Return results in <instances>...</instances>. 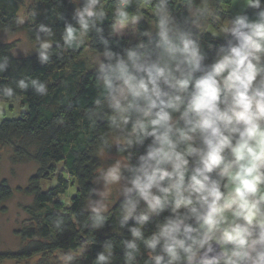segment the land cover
<instances>
[{
  "label": "clouds",
  "instance_id": "1",
  "mask_svg": "<svg viewBox=\"0 0 264 264\" xmlns=\"http://www.w3.org/2000/svg\"><path fill=\"white\" fill-rule=\"evenodd\" d=\"M96 3L75 13L85 33L103 17ZM244 3L259 10L256 19L237 14L221 27L226 41L211 65L204 63L199 36L176 21L168 0H157L153 8L155 39L145 31L147 42L122 53L112 51L96 28L103 50L96 61L102 97L95 104L107 107L111 125L127 133L130 148L150 139L136 164L128 156L123 170L117 161L104 173L108 183L125 182L122 227L129 220L136 224L129 228L132 238L122 242L126 264L136 260L137 241L149 254L146 264H264V0ZM118 14L127 17L123 9ZM39 31L51 33L45 25ZM77 31L71 24L64 28L73 40ZM49 47L44 42L37 53L41 64L49 60ZM7 67L5 58L0 73ZM30 83L36 94L46 95L43 82ZM18 87L27 90L29 83L21 80ZM5 95L11 97L13 89ZM167 209L170 215L144 238L137 225ZM92 212L102 223L100 209ZM213 243L221 252L210 257ZM96 261L109 264V256L102 252Z\"/></svg>",
  "mask_w": 264,
  "mask_h": 264
},
{
  "label": "trees",
  "instance_id": "2",
  "mask_svg": "<svg viewBox=\"0 0 264 264\" xmlns=\"http://www.w3.org/2000/svg\"><path fill=\"white\" fill-rule=\"evenodd\" d=\"M38 1L43 5L41 18L34 27L24 25V28L31 40L49 43L47 63L41 64L38 60L37 53L42 50L40 44L36 45L34 54L18 58L13 55L11 44L0 42V62L5 58L8 62L7 69L0 73V100H21L26 107L19 118L3 119L0 122V144L15 146L16 156H26L38 166L24 189L32 197V204L26 207V211L37 222V226L16 230L15 234L22 241V246L15 251L1 252L0 261H23L59 252L79 253L66 264H97V255L104 252L109 256V264H126L122 242L132 238L129 228L136 224L129 220L122 227V202L125 197L119 199L108 212L100 213L104 217L102 223L95 221L93 212L87 209V203L94 196L97 150L106 144L111 134L123 133L126 137L127 133L111 125V113L106 106L98 107L95 104L102 97L96 67L87 69L85 62L81 60V54L85 47L84 41L94 53L98 54L103 50L96 28L102 30L103 39L117 53H122L124 49L134 47L141 41L147 42L149 37L141 35L145 31H151L145 20H139L137 24L136 41L116 35L115 24L148 15L143 6L153 10L157 0H98L95 7L97 12L103 13V17L97 16L95 28H90L86 33L77 24L75 13L91 0ZM230 3L231 0H168V8L176 21L199 36L201 50L206 55L205 65H211L215 61L217 48L225 44L224 34L216 39L212 30L216 27V18L223 12V7ZM18 9L17 0H0V31H15L20 28ZM118 9H123L127 17L120 16ZM258 11L246 7L242 14L255 20ZM67 24L78 29L75 40L65 35L64 28ZM40 25L50 28L51 33L40 32ZM152 39H155V31L152 32ZM21 80L29 83L27 90L18 87ZM32 80H39L47 86L46 95L36 94L31 87ZM7 88L13 89L11 97L5 95ZM176 116L179 113L174 114V118ZM149 143L150 139L144 145L130 148L125 142L124 145H118L115 152L123 155L127 161L128 156H131L130 163L134 165L136 158L144 153ZM225 155H228L227 152ZM57 163L63 165V173L76 186L71 203L64 206L63 210L52 209L49 204H57L58 197L66 190L69 181L65 180L64 175L59 174L55 185L46 190L40 184ZM189 167H192L191 163ZM125 175L128 173L125 172ZM210 175L218 178L216 172ZM222 183H227V180ZM227 190L222 188V191ZM10 196V187L5 180H1L0 206ZM259 206L264 208V202ZM139 211H146L143 202ZM169 215L170 209H167L160 216L151 217L147 224L137 225L141 227L144 238L150 237L157 230V224ZM107 243L112 246L108 247ZM137 243L140 250L136 253L134 264H146L149 254L142 241ZM203 251L201 250L202 253ZM219 251L221 252L220 245ZM38 264H45V260L42 259ZM194 264H199V260Z\"/></svg>",
  "mask_w": 264,
  "mask_h": 264
},
{
  "label": "rangeland",
  "instance_id": "3",
  "mask_svg": "<svg viewBox=\"0 0 264 264\" xmlns=\"http://www.w3.org/2000/svg\"><path fill=\"white\" fill-rule=\"evenodd\" d=\"M18 13L17 20L20 28L15 31H0V42L12 45V53L18 58L34 54L36 45L44 43L43 40L35 42L29 38V35L24 28V25L34 27L41 18L43 5L38 0H17ZM114 0H111L113 2ZM118 3V2H117ZM116 3V4H117ZM117 6V5H116ZM148 15H140L136 18H131L124 22H116L115 34L126 37L131 41L137 40V24L139 20H145L151 31L155 29V13L147 6H143ZM244 0H231L227 7H223V12L216 18L213 34L216 39L221 38L223 34L221 27L229 20L233 19L237 14H242L246 9ZM116 8V7H115ZM84 50L81 54V60L85 62L87 69L95 68L98 54L90 50L87 43L84 41ZM26 111V107L21 100L14 102H4L0 100V122L3 119L19 118L22 112ZM126 142L125 136L121 134H111L106 144L99 148L95 154L97 160V169L93 179L94 196L88 201L87 209L92 211L94 207L100 209V213L108 212L112 206L121 198H124L122 189L124 181L121 180L116 184L108 183L104 178L105 171L115 162L123 166L128 163L123 155L115 152L118 145H124ZM19 144V143H17ZM15 146L0 144V181L5 180L11 189V196L5 200L0 206V253L7 251H15L22 246V241L15 234V231L23 227H36L37 222L32 220L26 211V207L32 204V197L24 192L28 185L29 177L34 174L38 166L31 159L23 156L19 158L15 155ZM31 151V150H30ZM52 171L46 180L40 184L43 190L52 187L56 183L57 176L63 174L66 181L68 177L63 173V165L61 163L54 164ZM125 177V172L123 173ZM66 190L58 197L57 204H49L52 209L63 210L64 206L71 203L72 197L76 193V186L67 182ZM229 220L232 219L230 213L227 214ZM81 252V251H80ZM79 253H59L55 252L47 257L34 256L31 259L23 261L4 260L0 264H38L42 259L45 264H66L69 260L67 257L78 256Z\"/></svg>",
  "mask_w": 264,
  "mask_h": 264
},
{
  "label": "water",
  "instance_id": "4",
  "mask_svg": "<svg viewBox=\"0 0 264 264\" xmlns=\"http://www.w3.org/2000/svg\"><path fill=\"white\" fill-rule=\"evenodd\" d=\"M212 248H213V252L209 253V256H214V255H219L220 251H219V245L213 243L212 244Z\"/></svg>",
  "mask_w": 264,
  "mask_h": 264
}]
</instances>
